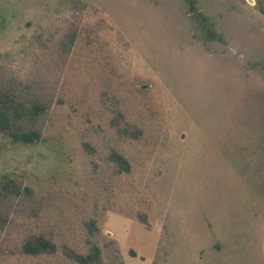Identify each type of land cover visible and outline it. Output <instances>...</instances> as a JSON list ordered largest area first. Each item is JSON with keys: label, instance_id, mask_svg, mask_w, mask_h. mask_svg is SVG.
I'll return each instance as SVG.
<instances>
[{"label": "rangeland", "instance_id": "rangeland-1", "mask_svg": "<svg viewBox=\"0 0 264 264\" xmlns=\"http://www.w3.org/2000/svg\"><path fill=\"white\" fill-rule=\"evenodd\" d=\"M0 80L46 109L0 135V264L91 217L123 264H264V0H0Z\"/></svg>", "mask_w": 264, "mask_h": 264}, {"label": "trees", "instance_id": "trees-1", "mask_svg": "<svg viewBox=\"0 0 264 264\" xmlns=\"http://www.w3.org/2000/svg\"><path fill=\"white\" fill-rule=\"evenodd\" d=\"M189 8L194 9L190 1ZM27 95L19 91L18 87L5 85L0 80V135L11 143L32 144L41 139L39 120L46 109L40 98L31 99ZM105 158L110 162L113 173L129 170L120 149L109 148ZM30 193L29 188L19 183L16 186L13 182H0V205L2 203L4 209L5 202L11 200L13 195L18 194L19 198ZM1 225H4L3 220ZM83 226L86 235L84 251L72 248L65 241L56 244L52 237L42 232H31L21 240L18 253L36 258L56 257L59 253L68 264H123L115 242L100 233L94 217L86 219Z\"/></svg>", "mask_w": 264, "mask_h": 264}]
</instances>
